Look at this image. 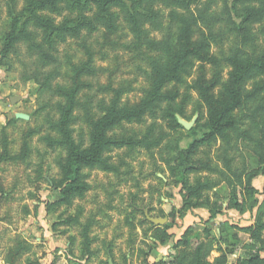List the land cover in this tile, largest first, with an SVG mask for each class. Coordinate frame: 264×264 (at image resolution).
I'll use <instances>...</instances> for the list:
<instances>
[{"label": "rangeland", "instance_id": "obj_1", "mask_svg": "<svg viewBox=\"0 0 264 264\" xmlns=\"http://www.w3.org/2000/svg\"><path fill=\"white\" fill-rule=\"evenodd\" d=\"M27 1L0 0V264L264 260V93L212 138L201 97L224 91L234 54L264 57V0H62L21 17L3 50ZM186 25L199 56L152 99ZM261 81L253 73L244 93ZM138 106L104 131L102 164L80 168L82 193L62 200L69 150L90 149L111 109Z\"/></svg>", "mask_w": 264, "mask_h": 264}, {"label": "trees", "instance_id": "obj_2", "mask_svg": "<svg viewBox=\"0 0 264 264\" xmlns=\"http://www.w3.org/2000/svg\"><path fill=\"white\" fill-rule=\"evenodd\" d=\"M60 1L62 0H28L21 15L15 16L12 21L11 30L5 39L3 50L10 47L18 38L20 39L21 31L27 24L24 25L21 17L24 18L26 15H34L37 11L53 9ZM261 14H264V10L261 11L259 16ZM23 20L25 22L28 21L27 18H24ZM180 41L182 44V52L177 56L171 67L159 73L150 91L152 99L158 96V92L163 86L178 78V69L181 61L189 57L199 56L198 51L194 50L190 43L189 25H186L185 28L182 29ZM227 62L231 66L232 71L229 75L228 83L225 86L224 91L221 92L218 97H214L209 92L211 87L205 86L201 89V97L206 104L209 113L207 127V136L209 138H212L215 135H221L224 131L232 129L235 123L232 113L244 103L255 99L261 93H264V82L262 81L257 82L254 85L253 90L249 93H244L243 90V86L253 73H264V57L258 60H253L244 59L238 54H234L232 57L228 58ZM73 95L74 90L70 91L68 94L69 103H72ZM143 112V106H138L135 109H111L104 118L93 124L92 146L90 149L78 151L75 148H71L69 150L68 159L62 169L63 178L54 187V190L62 200L67 201L71 196L80 194L84 190L83 186L79 183V171L81 167L102 164L99 154L102 147L104 131L122 121L139 119ZM252 166H257V160L255 158H252ZM215 216L216 213H212L211 218H214ZM254 261L264 263V260L256 257L250 258L247 264H251Z\"/></svg>", "mask_w": 264, "mask_h": 264}, {"label": "water", "instance_id": "obj_3", "mask_svg": "<svg viewBox=\"0 0 264 264\" xmlns=\"http://www.w3.org/2000/svg\"><path fill=\"white\" fill-rule=\"evenodd\" d=\"M17 101H18V98H11L10 99L11 104H15ZM15 118L20 119V120H27L28 116H26L24 114H15ZM178 123L187 131H190L194 125V121L186 122V121H183L181 119H178ZM157 223L164 224V221H157Z\"/></svg>", "mask_w": 264, "mask_h": 264}]
</instances>
